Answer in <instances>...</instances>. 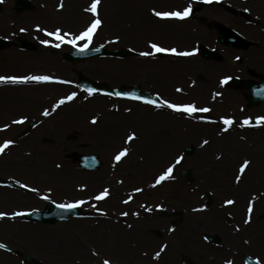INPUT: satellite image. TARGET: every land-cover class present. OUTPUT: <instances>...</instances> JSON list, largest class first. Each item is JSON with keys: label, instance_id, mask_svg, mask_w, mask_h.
I'll return each instance as SVG.
<instances>
[{"label": "rangeland", "instance_id": "374dc122", "mask_svg": "<svg viewBox=\"0 0 264 264\" xmlns=\"http://www.w3.org/2000/svg\"><path fill=\"white\" fill-rule=\"evenodd\" d=\"M15 1L3 0L0 12V37L10 42L7 49L0 51V67H13V75L46 73L55 80L69 81L74 87L82 75L112 87H122L142 85V76L147 70V74L163 77L169 86H189L190 82L177 77L172 68L180 72L183 62L173 64L172 61L169 67L172 66L173 70L168 72L164 61L168 60L166 55L152 60L153 63L142 61L146 57L139 55L142 51H150V40L161 42L169 34L173 43L170 45L179 50L195 49L200 38L206 37L204 46L216 48L227 62L210 63L205 76L206 81L210 79L206 85L209 93L177 101L209 107L211 111L206 114L213 119L215 126L201 125L193 119V122H187L184 116L172 118L165 115L161 122L158 121L160 125L147 124L137 128V121L125 116L126 122H122L118 116L121 115L119 112L138 104L108 99L101 100L104 106L101 111L73 113L75 109L71 106L63 113L53 114L52 122H57L56 126L49 122L39 125L29 133V140L11 148L4 157L0 156L4 163L10 159L15 162L13 167H0V178L28 185L26 192L3 189L1 194L0 212L9 213V217L5 223L0 222V243L16 252L9 254L0 249V264H27L21 259L22 255L33 258L35 264H103L104 260L110 264H245L244 256L264 264V127L259 133H252L250 125L242 126L245 119L259 115L264 105L249 108L244 89L227 88L221 83L228 76L258 79L264 75V0H101L99 15L103 23L89 47L128 49L138 57L93 59L84 63H69L62 58L71 45L56 49L41 44V40L51 41L52 38L45 36L43 31H36V27L48 31L60 27L78 34L95 18L84 11L92 0H63V9L59 8L61 0H29L31 9L22 13L15 11ZM189 6L192 9L189 22L195 24H188L186 31L175 23L166 24L167 27L163 24L156 26L155 21L160 19L152 15L153 9L183 11ZM216 23L238 32L254 46L247 51H238L220 45L214 28ZM198 27L202 30L196 32ZM179 34L184 35L187 41L182 40V43L188 46L178 43L181 40ZM19 37L36 45V51H24L16 42ZM77 46H83V42ZM44 58L50 63L57 62L59 67L41 61ZM190 63L205 62L197 57ZM150 64L156 67L152 69ZM111 66H115L114 73ZM191 80L195 87L199 85L193 75ZM156 81L152 74L144 81L154 87L150 88L151 92L158 90ZM46 86L38 93L72 91V88ZM195 87L185 88L193 91ZM24 88L27 89L20 93H30L33 89L30 86ZM221 90L233 93L215 95ZM39 102L32 101L29 105H40ZM50 103L44 101L40 107ZM96 104L87 103L88 106ZM40 107L31 115L21 112L19 117L37 123L44 115ZM2 115L4 121L0 119V125L8 119L7 114ZM94 117L103 118L102 125L109 122L106 125L111 129L113 139L96 141L90 123ZM221 118L234 120L228 132L233 135H222L223 128L228 126ZM75 120V127H71L70 123ZM132 132L161 144L145 142L142 146H135L123 143L125 136ZM163 132L169 135H160ZM8 137L0 136V144ZM69 137H75V140ZM117 139H121L120 142ZM204 140L209 143L204 145ZM124 148L129 150L128 155L117 163L114 156ZM189 148L195 153L184 155L185 149ZM70 151L98 153L103 159V168L98 173L81 171L66 158ZM13 155L18 157L13 158ZM177 157H183V160L175 165L172 177L153 186L157 177L175 164ZM245 160L250 164L241 174L239 169ZM188 168L193 171L192 182L181 176V172ZM238 175L239 183L236 182ZM105 188L110 191L109 197L95 200L94 197ZM137 188L142 191L136 192ZM45 196L49 199H43ZM229 199L235 203L226 205L225 201ZM80 200L85 201L81 205L84 218L53 226L29 222L24 215L10 218L14 212L44 209L52 202L69 204ZM125 200L130 202L125 204ZM250 203L253 206L251 222L245 223ZM177 210H182L183 215L175 226L177 218H168L164 214ZM124 212L128 215H122ZM208 234L217 236L220 243L207 242L205 236ZM157 252H160L159 258H156Z\"/></svg>", "mask_w": 264, "mask_h": 264}, {"label": "snow or ice", "instance_id": "6c2138e0", "mask_svg": "<svg viewBox=\"0 0 264 264\" xmlns=\"http://www.w3.org/2000/svg\"><path fill=\"white\" fill-rule=\"evenodd\" d=\"M0 2H3V0H0ZM101 4V0H92L91 4L89 7H87L86 9H84V11L86 12H90L93 17H95L91 23L81 32H79L78 34H74L72 32L69 31H64L62 30V28L57 27L55 28V30L53 31H48L47 29H42L39 26L36 27V31H43L45 36L52 38V40H41L40 43L45 45L46 47H52V48H56L59 49L61 48L62 45L68 44L71 45L73 48L77 47L79 42H83V46L80 47V52L83 53L87 50L89 44H91L93 37L95 35V33L97 32V30L102 26V20L100 19V15H99V5ZM64 4H63V0H61L60 4H59V8L63 9ZM192 12L191 6L186 7L183 11H158L156 9L152 10V15H154L156 18L160 19V20H173V19H177V20H184L186 19ZM21 31H25V29H21ZM55 41V42H52ZM150 51H142L139 53V55L143 56V57H154L156 54L159 53H163V54H169V55H175V56H182V57H188L191 55H194L193 52H189V51H178L175 47L172 48H167V47H163L158 43H154V42H150L148 45ZM98 50V49H97ZM231 77L225 78L223 81H221L222 84H226L228 82V80H230ZM29 82H35V83H69V81H64V80H55L52 76L49 75H27V76H0V83H12V84H26ZM85 91L88 93L89 96L93 95L96 92V89L93 88H88L85 89ZM177 92H183L182 88H177L176 89ZM106 95H111V93H106ZM117 95H121L119 93H117ZM215 95H220V93H216ZM77 96L76 92H72L70 95H68L66 97V99H61L58 104L56 105V107H59L60 105H63L64 103L73 101ZM131 99H136V100H142L143 103L145 104H149V105H153L156 108H161V107H166L168 109H171L174 112L177 113H182L184 114L186 117L192 118V119H202L200 114L203 113H209L211 111V109L209 107H205V106H197L196 103H174L171 102L169 100H162L160 103H157L154 100H150V99H144L143 97L140 96H132V97H128ZM128 111H131V109H128ZM45 116L49 115V112L46 110L43 113ZM222 119V123L224 125H227L228 127H225L223 129L224 132H227L229 130V127H231L234 123V120L231 118H221ZM26 120V117H23L21 119L18 120H13L12 123L13 124H23ZM262 121H264V117H261L259 119H257V124H260ZM92 124H97L98 120L96 118H93L91 121ZM250 120L249 119H245L242 122V126L243 125H250ZM8 125L4 126V129L2 130H7ZM134 139H136V133L132 132L130 134L127 135L126 138V143H130L131 141H133ZM209 143L208 140H204L203 144L207 145ZM14 145V141L12 140H5L2 144H0V156L4 155L6 150L9 149L10 147H12ZM128 149L124 148L120 151L117 152V154L114 156V159L117 163H119L122 158L126 157L128 155ZM183 160V157H177L175 160V164L170 165L169 167L166 168V170L163 172V174H161L160 176L157 177L156 181H155V185H159L162 181L169 179L172 177L173 175V171H174V167L176 164H180ZM250 164V161L245 160L240 169L239 172L241 174L244 173L245 169L248 167V165ZM239 179L240 176H237L236 182L239 183ZM23 188H28L27 184H21L20 185ZM30 191H38L36 188H29ZM136 192H140L142 191V189L137 188L135 190ZM110 195V191L109 189L105 188L103 191H101L99 194H97L94 199L97 201H101V200H105L109 197ZM43 199L47 200L49 199V197L45 196L43 197ZM125 204L129 203V200H125L123 201ZM85 201L80 200L77 201L75 203H69V204H57L56 206L60 209H63L65 211H71L79 206H81L82 204H84ZM235 201L234 200H227L225 201L226 205H232L234 204ZM196 210H202V209H196ZM148 211H151V209L149 208ZM248 212V218L245 220V223H250L251 222V216H252V212H253V206L250 203L249 207L247 209ZM25 215V213L23 212H14L11 214L10 218H15L18 216H23ZM101 215H106V213H101ZM122 215L127 216L128 213L124 212L122 213ZM138 215V214H135ZM6 217H9V213L7 212H0V220L5 219ZM129 227H131V225H129ZM5 245L3 243H0V248H4ZM166 247V245L164 246ZM161 251H163V249H161ZM160 256V252L156 253V258H159ZM103 264H110V262L108 260H104ZM230 264V262H229ZM256 264H260L259 260L256 261Z\"/></svg>", "mask_w": 264, "mask_h": 264}, {"label": "water", "instance_id": "95a60500", "mask_svg": "<svg viewBox=\"0 0 264 264\" xmlns=\"http://www.w3.org/2000/svg\"><path fill=\"white\" fill-rule=\"evenodd\" d=\"M29 7H30L29 3L26 0H18L16 3V9L18 11L27 10L29 9ZM220 31H221L222 41L225 44H233L237 48H243V49L248 48L249 45L247 44V42H245V40L242 39L237 34L230 32L224 28H221ZM4 46L5 44L0 41V48H3ZM103 54L112 55V56L126 55L123 52H108L105 48H100L98 50H86L83 53H81L79 49H74L71 53H68L65 56L68 60H71V61H82V60H86L92 57H98ZM202 55L209 59L217 58V55L214 52L203 51ZM240 85L245 86L247 89L250 90L249 99H251L252 106H255L258 103L264 101V80L261 83L246 82ZM86 87L90 88L88 87V85H85V88ZM135 89L141 93L140 88L136 87ZM115 93H125V92L116 91ZM188 152H191V151H188ZM70 157L73 158L74 160H79L81 167L87 168L88 170L96 169L99 166L97 165V159H95L94 157L87 158L83 156H77L74 153L71 154ZM183 175L186 176L187 178H190L189 171H185ZM1 182L5 185H11L8 182H3V181ZM79 213H80V210L78 207L71 211H65L63 209L58 208L56 205L51 204L45 211H42V212L36 211L30 214L28 218L32 219L33 221L37 223L52 225L58 221L68 219L69 217L78 216ZM179 214H181V212H175L170 215H179ZM207 238L214 243L217 242V239L215 237L209 236ZM24 260L29 263L34 262L33 259L28 256H24ZM245 260L247 264H256L255 261L251 260L248 257H246Z\"/></svg>", "mask_w": 264, "mask_h": 264}, {"label": "flooded vegetation", "instance_id": "af4514ba", "mask_svg": "<svg viewBox=\"0 0 264 264\" xmlns=\"http://www.w3.org/2000/svg\"><path fill=\"white\" fill-rule=\"evenodd\" d=\"M11 71H12L11 68L8 69L7 67H1L0 76H12L13 73ZM199 93H203V92L199 91ZM37 94H38L37 97H36V93H34L32 97L25 96L22 101L24 105H21V102L19 98L15 96V93H6V95L0 99V114L1 115L7 114L8 119L5 120V123H7V125L8 124L12 125V127H10L9 130L7 131V134L12 135L14 133L15 127L12 121L17 120V118L19 117V113L38 112V108L40 107L41 103L44 101H51V103L49 106H41L40 112H45L47 110L49 113L50 112L60 113L62 111L61 109H63V106L54 107L51 105L52 103L56 101L58 97L57 93H37ZM160 94L169 100L175 99V96L173 93H160ZM186 95H187L186 93L181 94V96L183 97H185ZM32 101H37V102L40 101L39 102L40 105H32V106L29 105L30 103H32ZM20 107L22 111L20 110ZM51 109H55V110H51ZM161 113L171 114V112L167 109L161 110ZM3 118L4 117L2 115L1 119ZM1 199H2V195L0 192V200Z\"/></svg>", "mask_w": 264, "mask_h": 264}, {"label": "bare ground", "instance_id": "6f19581e", "mask_svg": "<svg viewBox=\"0 0 264 264\" xmlns=\"http://www.w3.org/2000/svg\"><path fill=\"white\" fill-rule=\"evenodd\" d=\"M71 20L72 21H74L75 20V18H71ZM49 88V87H48ZM27 88H8V91H10V92H8V93H15V96H17L18 98H19V100H21V98H22V94H20V92H22V91H24V90H26ZM42 90V88L41 87H39V88H37V89H31L29 92H30V94H33V93H36V97L38 96V92H40ZM28 94V93H27ZM3 95V96H2ZM1 96H0V99L2 98V97H4V95H5V93L4 94H2ZM35 97V98H36ZM61 121V120H60ZM71 127H72V125H71ZM10 163H15L14 162V160H12V162H10Z\"/></svg>", "mask_w": 264, "mask_h": 264}]
</instances>
